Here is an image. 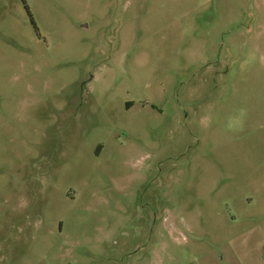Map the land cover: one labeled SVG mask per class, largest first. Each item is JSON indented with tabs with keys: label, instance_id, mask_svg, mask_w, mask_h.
Returning a JSON list of instances; mask_svg holds the SVG:
<instances>
[{
	"label": "rangeland",
	"instance_id": "374dc122",
	"mask_svg": "<svg viewBox=\"0 0 264 264\" xmlns=\"http://www.w3.org/2000/svg\"><path fill=\"white\" fill-rule=\"evenodd\" d=\"M0 264H264V0H0Z\"/></svg>",
	"mask_w": 264,
	"mask_h": 264
}]
</instances>
